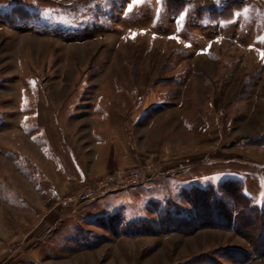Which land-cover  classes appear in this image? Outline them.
Instances as JSON below:
<instances>
[{"label": "rangeland", "instance_id": "rangeland-1", "mask_svg": "<svg viewBox=\"0 0 264 264\" xmlns=\"http://www.w3.org/2000/svg\"><path fill=\"white\" fill-rule=\"evenodd\" d=\"M18 105L67 124L79 105L108 109L156 173L64 205L104 176L51 198L0 156V264H264L235 231L196 226L187 201L238 179L264 204V0H0V141L23 151Z\"/></svg>", "mask_w": 264, "mask_h": 264}, {"label": "crops", "instance_id": "crops-1", "mask_svg": "<svg viewBox=\"0 0 264 264\" xmlns=\"http://www.w3.org/2000/svg\"><path fill=\"white\" fill-rule=\"evenodd\" d=\"M21 104L28 105L29 102L24 104L21 101ZM22 105L17 106L18 116L21 118L16 124L22 136L26 138V150L22 144L21 148L24 152L20 150L19 139L12 137L8 146L4 147L2 140L0 141V156L11 160V172L21 173L26 178L31 192L35 191L41 196L51 198L57 197L61 188L69 181L82 185L87 181L105 176L117 166H129L142 162V151L139 150L133 134L127 132L129 128L124 121L115 123L108 109L100 112L95 109L88 115L83 113L84 107L79 105L75 117L69 118L67 124L68 118L50 117V112L47 113V121L43 118L40 121L38 111L35 110L32 115L23 113L20 110L24 108L21 107ZM5 117L0 109V129L8 124ZM20 121L27 124L29 131L21 130ZM76 121L78 122L72 134L70 129ZM46 132H56L57 137L51 139L46 136ZM115 133L118 135L116 136ZM35 155L38 158H35ZM55 179H58L59 185L55 183ZM60 179H62V185H60ZM118 192L120 190L108 193L101 198ZM12 197L17 199L15 196Z\"/></svg>", "mask_w": 264, "mask_h": 264}, {"label": "trees", "instance_id": "trees-1", "mask_svg": "<svg viewBox=\"0 0 264 264\" xmlns=\"http://www.w3.org/2000/svg\"><path fill=\"white\" fill-rule=\"evenodd\" d=\"M187 201L200 216L196 226L216 225L233 230L248 241L253 256L264 257V204H257L245 192L240 180L194 185L188 191ZM182 220L186 222L188 218L183 215L177 219L179 223ZM250 258L252 255L244 254L240 260L244 262Z\"/></svg>", "mask_w": 264, "mask_h": 264}, {"label": "built area", "instance_id": "built-area-1", "mask_svg": "<svg viewBox=\"0 0 264 264\" xmlns=\"http://www.w3.org/2000/svg\"><path fill=\"white\" fill-rule=\"evenodd\" d=\"M155 171V165L148 162H142L132 167L117 166L74 196L64 199L63 204L67 205L71 201L75 203L93 202L108 193L139 186L144 181L151 179L156 173Z\"/></svg>", "mask_w": 264, "mask_h": 264}]
</instances>
